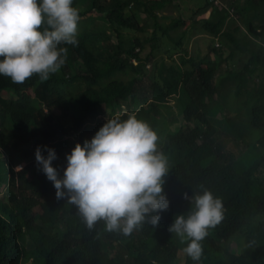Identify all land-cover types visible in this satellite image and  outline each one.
<instances>
[{
	"label": "trees",
	"instance_id": "16d2710c",
	"mask_svg": "<svg viewBox=\"0 0 264 264\" xmlns=\"http://www.w3.org/2000/svg\"><path fill=\"white\" fill-rule=\"evenodd\" d=\"M176 1L73 0L77 9L84 5L80 19L97 14L115 43L91 29L78 33V46L61 45L68 49L66 62L47 81L33 75L13 84L0 75V264H264V0H230L228 7L207 0V17L191 16V28L215 41L202 57L183 47L190 30L184 20L158 15ZM138 16L149 19V35ZM167 49L180 63L153 62L154 52ZM240 55H246L241 63ZM174 96L177 116L198 124L173 127L175 115L168 129L151 124L169 162L163 185L169 208L158 213L159 226L145 223L128 236L106 231L104 221L88 229L74 205L56 199L35 161L37 146L45 157V146L55 150L52 166L63 176L66 154L108 119L168 110ZM220 117L237 151L211 148L209 118ZM201 185L222 200L224 218L208 229L193 262L168 228L193 209L183 194L191 196Z\"/></svg>",
	"mask_w": 264,
	"mask_h": 264
},
{
	"label": "clouds",
	"instance_id": "9594fccd",
	"mask_svg": "<svg viewBox=\"0 0 264 264\" xmlns=\"http://www.w3.org/2000/svg\"><path fill=\"white\" fill-rule=\"evenodd\" d=\"M79 21L73 0H0V75L13 84L33 75L47 81L66 62L68 49L61 45L78 46ZM157 141L151 126L129 113L125 120L108 119L91 140L77 143L66 154L63 176L52 166L54 149L45 146V157L37 146L34 157L56 199L74 205L88 229L104 221L106 231L128 236L145 223L158 227V213L169 208L163 189L169 162ZM22 169L18 165L14 170ZM183 198L193 209L187 216L177 215L168 231L186 245L181 248L184 255L196 262L208 229L224 218L223 202L202 185Z\"/></svg>",
	"mask_w": 264,
	"mask_h": 264
},
{
	"label": "rangeland",
	"instance_id": "374dc122",
	"mask_svg": "<svg viewBox=\"0 0 264 264\" xmlns=\"http://www.w3.org/2000/svg\"><path fill=\"white\" fill-rule=\"evenodd\" d=\"M219 3L223 4L224 6L228 7L230 4V0H218ZM239 1V0H238ZM207 0H179L171 4L170 6L166 7L163 11L159 12V16L161 17H166L167 20L173 19L180 17L182 20H184L187 23V28L190 27V30L187 33V36L183 40V47L187 48L188 52L190 55H199L200 57L206 56L209 48V44L214 41L213 37H211L208 34H205L201 31H199V27H194V30L191 28V16L192 14L197 15V19H202L204 17H207V10H205ZM78 10L80 11H85L84 5H79ZM202 13V11H204ZM87 14H89L88 10ZM131 11V10H130ZM129 14V13H128ZM127 14V15H128ZM89 19H80L78 23V33H82V35H88L91 34V29L93 30H99L103 33H107V35L110 37L111 41L115 43V39L113 37V34L108 30L106 23L104 20L99 17L97 14H92L88 17ZM149 20L148 18H145L143 16H138L136 17V23L140 26H145V35H149L150 32L148 28L146 27L147 21ZM135 24V23H134ZM227 28H231L233 23L231 20L227 22ZM184 29V27L178 28L177 30L173 31V35L181 32ZM186 29V28H185ZM84 32V33H83ZM132 32V31H131ZM130 32V34H131ZM242 33H245V30L241 31V34H239L237 37H241ZM140 36H143V34H140ZM256 43H260L259 40L252 39ZM215 42V41H214ZM169 45V44H168ZM263 46V44H262ZM168 48V47H167ZM166 49V48H165ZM170 49V47H169ZM167 49L166 51H161V52H154L155 53V58L154 61L155 63H160L163 61L166 64L170 63H180L178 54L177 52H172V54L167 53L169 50ZM264 49V46H263ZM246 58V55H240L236 57V59H239L240 63L243 62ZM226 67V64L222 65V69ZM151 68V64H147L146 69L149 70ZM221 71L218 70L217 73ZM148 83V81L145 82V85ZM176 97H171L168 100V110H165V108L161 107V110H159V113L156 112H147L145 117L142 116L139 120H143L147 122L150 126L151 124L157 125L155 122L159 123L160 125H157V129H163V128H170L171 126V117L172 115L176 116L174 120L173 127H176V125L183 126L187 123V127L193 128L194 125L197 126L198 122H196L194 119H191L190 121H186L185 119L182 118V116H177V104H176ZM224 102H230L233 104L231 101V98L223 99ZM147 111H150V107L146 108ZM57 113H60V111H55ZM226 112V111H225ZM227 114V113H226ZM230 116H233V114H229ZM209 121L211 122V125L214 126L215 131L211 134L209 138V144L211 148L215 152H223V153H228L231 151H237L239 149L238 144L234 140V137L229 135L227 131L224 128V125L226 123L225 119L222 117L220 118H209ZM21 165L24 166L22 163ZM232 251L235 252V247L232 246Z\"/></svg>",
	"mask_w": 264,
	"mask_h": 264
},
{
	"label": "built area",
	"instance_id": "2783aa9c",
	"mask_svg": "<svg viewBox=\"0 0 264 264\" xmlns=\"http://www.w3.org/2000/svg\"><path fill=\"white\" fill-rule=\"evenodd\" d=\"M210 2H213L215 5L220 4L218 0H210Z\"/></svg>",
	"mask_w": 264,
	"mask_h": 264
},
{
	"label": "crops",
	"instance_id": "0c3cea01",
	"mask_svg": "<svg viewBox=\"0 0 264 264\" xmlns=\"http://www.w3.org/2000/svg\"><path fill=\"white\" fill-rule=\"evenodd\" d=\"M207 13H209V12H207Z\"/></svg>",
	"mask_w": 264,
	"mask_h": 264
}]
</instances>
